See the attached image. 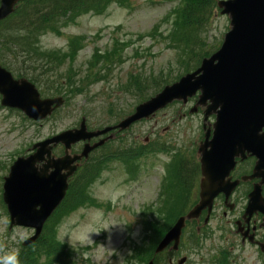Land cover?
Segmentation results:
<instances>
[{
	"label": "rangeland",
	"instance_id": "obj_1",
	"mask_svg": "<svg viewBox=\"0 0 264 264\" xmlns=\"http://www.w3.org/2000/svg\"><path fill=\"white\" fill-rule=\"evenodd\" d=\"M208 1L203 6L193 4L191 12L189 8L193 17L191 22L201 18L199 27L174 25L176 20L179 22L184 17L181 12L184 0H125L124 4H109L98 15L90 13L67 25L59 24L58 32L39 36L35 50L48 54L53 62L46 70L35 71L43 98L61 96L56 83L69 73L75 82L94 85L79 97L69 99L50 118L38 123L27 120L18 111L0 107V240H5L9 248L18 250L20 257L23 255L27 261L36 257L32 264H43L47 250L40 243L22 248V243L32 236L31 230L21 227L8 230L9 218L1 196L3 178L10 166L17 158L32 155L34 144L73 129L86 115L90 126L100 124V128L99 120H104L109 110H117L123 118L129 115L138 105L134 97L124 91L130 74L141 73L145 78L155 76L159 84L164 78L174 82L186 71H193L203 52L210 50L212 54L216 51L230 29L229 18L220 15L216 1ZM2 36L9 39L16 34L4 29ZM73 37H84V48L74 59L67 57L61 61V56L68 54V42ZM119 39L130 40L131 45L123 53L124 63L109 73L103 68L110 67V62L114 64L113 59L103 60V52L111 56L112 44L118 43ZM7 46L13 47L11 44ZM32 48L22 54L28 56L29 63L37 64V57L30 54ZM94 49L99 51L98 57L102 59L91 74L97 73L96 79L100 78L95 83L85 80ZM57 50H60L59 54H56ZM12 56L14 58H8V61L14 67L23 68L22 56L17 53ZM145 83L150 91L154 84L149 80ZM196 103V97L185 103L173 102L119 134L117 140L106 146L108 150L100 151L112 152L111 160L104 164L97 161L100 164L97 167L89 160L84 170L91 166H95V170L86 171L81 177L77 185L79 199L71 194L67 201L73 200L72 203L66 201L46 227L52 234L45 236L53 244L63 245L69 253L60 252L64 257L61 263L144 264L142 260L157 242L159 232H165L180 213H187L196 204L191 193L197 175L199 155L196 148L203 141L202 124L207 129L212 123L211 120L203 121L204 109L200 107L191 114ZM107 104H110L108 108ZM112 123L110 121L103 126H111ZM112 134L115 135L116 131ZM126 150L130 158L127 164L120 158L122 156L115 155ZM56 154L62 155V148H58ZM180 160L186 163L184 175L188 183L185 185L177 175ZM36 165L40 167L42 163ZM168 183L176 189V193H168L171 196L169 200L165 193ZM75 203L79 205H72ZM221 210L222 203L215 204L211 213L215 215L208 216L205 226L202 219L190 223L179 250L172 253L169 249L159 254V263L155 257V264H176L183 257L187 259L185 264H264L262 251H257L253 245H241L238 230L221 219ZM87 232L95 233H89L92 242L84 246L80 238ZM197 236L199 240L196 243ZM35 249L38 252L33 254Z\"/></svg>",
	"mask_w": 264,
	"mask_h": 264
},
{
	"label": "water",
	"instance_id": "obj_2",
	"mask_svg": "<svg viewBox=\"0 0 264 264\" xmlns=\"http://www.w3.org/2000/svg\"><path fill=\"white\" fill-rule=\"evenodd\" d=\"M22 1L0 0V21L12 14L14 7ZM218 7L221 9V15L229 17L230 30L224 36L219 51L204 59L199 69L138 105L135 112L116 127L87 132L82 120L78 129L62 132L35 144L32 147V155L14 162L4 179L3 201L10 215L11 227L20 226L35 230V235L27 240L24 246L38 238L44 222L64 198L67 179L75 172L76 162L87 158L88 153L103 141L93 146L86 144L79 156L69 155L72 145L90 141L112 129L125 130L132 123L148 118L174 100L185 103L188 97L200 91L199 101L190 112H195L197 106H201L205 108L204 121L211 114L216 115V121L213 125V140L207 144L205 139L199 150L203 176L200 182V201L185 216L179 217L166 232L154 250L156 255L164 252L170 245L171 251H177L186 221L197 220L205 209L209 212L212 199L217 194L233 188L235 184L228 185L225 180L233 166L232 158L235 154H227L234 145L233 141L236 144L235 153L244 148H248L252 154L262 151L261 148L264 150L263 136L259 135L264 125V0L220 1ZM0 96L1 106L17 109L27 119L37 122L50 116L63 103L61 98L40 99L33 84L26 79L15 80L11 73L1 66ZM59 144L64 148V156L56 159L51 155V151ZM212 152L221 163H224L226 158L231 160L230 166L221 173L220 178L210 176L209 166L217 170L210 165L207 158ZM38 163L42 165L38 167ZM207 218L204 224L207 223ZM185 261L186 259L182 258L178 264ZM148 264H153V261Z\"/></svg>",
	"mask_w": 264,
	"mask_h": 264
},
{
	"label": "trees",
	"instance_id": "obj_3",
	"mask_svg": "<svg viewBox=\"0 0 264 264\" xmlns=\"http://www.w3.org/2000/svg\"><path fill=\"white\" fill-rule=\"evenodd\" d=\"M195 1L197 4L194 2V0H186V3L188 4L186 8L187 15L185 13L184 18L186 24L199 27L201 25V18H197V20H194L195 22H191V18L193 17L190 16L189 14V8L191 12V6L193 4H195L196 6L197 5L203 6L208 4L209 1L208 0H195ZM124 2L125 0H24L22 3H19L17 5L13 14H11L4 21L0 22V65L9 72H11L16 78L24 77L29 79L31 82L37 84L36 83L37 74L35 73V71L42 72L48 68V64L53 63L52 58H50L48 54H45L44 52H38V50L37 51L35 50L34 45L39 44V36H42L44 33H48V32L51 33L58 32L57 26L59 24L67 25V23L74 22L75 19L81 15L88 13H101L111 3L124 4ZM2 28L8 29L11 32H15L16 37H10L9 39H4V36H2V31L4 29L1 30ZM82 40L83 37H78L70 40L68 45L69 46V51L67 52L68 54L61 56L60 58L61 61H63V59L67 57L74 59L77 55V52L80 50V48L83 47ZM9 44L13 45V47L12 48L8 47L7 45ZM129 45H131L130 40L119 39L118 43L112 44L111 56H108L107 55L108 53L103 52V57H102L103 60L108 59V57H112L114 63L112 64L110 62V67H104L103 68L104 71H108L109 73H111L113 72L115 67L120 66L124 63L125 59L123 53ZM31 46H33V48L31 49L30 54L32 56H35V58L37 57L36 59L39 62L37 64L29 63L27 60L28 56L24 57L22 54L25 53L24 51H29L28 49H30ZM15 50L17 52H14ZM15 53L20 54L22 56V64L24 65L23 68L22 67L20 68L18 66L14 67L8 61V58L13 57L12 55ZM98 53L99 51L95 49L91 56L92 60L85 72V75L87 74L85 80H89V82L91 80V82L93 83H95L98 80L100 81V78L96 79L97 73L91 76V74H93V72L97 69L99 63L102 62V59L101 58L99 59L98 57V55H100ZM56 54H59V52H57ZM210 54H211L210 50L203 52V55L200 57V60H198L197 64L194 65V68L200 64V61L204 57H207ZM183 63H182V67H183ZM30 69H32L33 72H30ZM55 77L57 78L58 76ZM154 77L155 76L145 78L143 77V75H141V73L130 74L128 79L125 81L124 91L128 93V96H133L134 99L137 101V103L142 102L147 98H149V95H154L158 93L163 86L170 83L168 78H164V80L158 84L157 80ZM160 78L161 77L157 79ZM146 80H149L154 84L150 91L148 90V88L145 87ZM56 85L60 87L61 90L60 95L65 98L66 102H69V99L72 98L74 99L76 97H79L90 86V84H87L82 81L75 82L72 79V75L70 73L66 74L65 76L64 75L61 76L59 81H57ZM108 105L110 106V104ZM92 113L93 112H91L90 114ZM94 116H96L95 113ZM118 117L120 118V114H118L116 110H109L105 115L106 120L105 121L101 120V122H107V121L109 122ZM100 164H98L97 161H94L95 166L96 165L98 166ZM184 164L186 163H184L183 160H180L179 169L177 170V175L180 178L181 184L183 185L187 183L186 182L187 179L185 178L184 175ZM95 166H91L89 167V169H85L78 174V180L74 182L73 187L69 190V193L67 194L66 199L64 200L63 203H66L68 197L71 194H73L75 198L79 199L77 185L79 184V181L82 180L81 177L85 175V172L91 169L93 170ZM74 187H75L74 192H72ZM72 201L73 200L67 202L71 204ZM72 205H79V203H75ZM184 214L185 213H180L177 217ZM46 227H44L43 233L36 243H40L46 248L47 255L45 259H48L51 262L60 261L61 258H64L60 254V252H64V248L61 245L53 244L52 241L45 236L47 234H52L51 231H47ZM163 234L164 232L161 233L159 232L158 238L162 237ZM198 240L199 237L197 236L196 243L198 242ZM53 241L57 243L55 240ZM37 252L38 250L35 249L33 251V254H36ZM151 257H152V249L147 252V254L142 260V263H144ZM35 259L37 258L34 257L30 261H27V259L23 255L20 257L21 264H32L35 261ZM156 263H159V259H157V257H156Z\"/></svg>",
	"mask_w": 264,
	"mask_h": 264
},
{
	"label": "flooded vegetation",
	"instance_id": "obj_4",
	"mask_svg": "<svg viewBox=\"0 0 264 264\" xmlns=\"http://www.w3.org/2000/svg\"><path fill=\"white\" fill-rule=\"evenodd\" d=\"M116 124H112L114 126ZM87 130L92 127L89 123H86ZM97 130H100V126H95ZM114 132V131H113ZM119 133L116 134L107 133L99 138L92 139L88 142V145L92 146L98 142L104 140V143L92 150L87 159L81 160L77 163V170L84 169L90 161L103 162L110 160L113 157V153H100L101 150H108L106 147L112 141L117 140ZM259 135H262V144L264 146V125L259 131ZM84 143H78L71 149V154H80ZM256 154H252L248 148H244L239 151V155L234 158L235 165L229 176L226 178L228 183H234L235 187L227 191L216 195L212 202L210 218L215 214H211L215 204L222 203V210L219 216L225 223L235 226L238 230L241 245L249 244L256 247V250L264 251V150L261 148ZM114 151V150H113ZM121 158V157H120ZM97 159V160H96ZM87 161V162H86ZM200 177L193 180L194 190L191 192L194 201H198L199 183ZM207 212L204 211L201 217L204 221ZM248 242V243H247Z\"/></svg>",
	"mask_w": 264,
	"mask_h": 264
},
{
	"label": "clouds",
	"instance_id": "obj_5",
	"mask_svg": "<svg viewBox=\"0 0 264 264\" xmlns=\"http://www.w3.org/2000/svg\"><path fill=\"white\" fill-rule=\"evenodd\" d=\"M89 233H84L80 238V243L87 246L89 242H92L89 238ZM0 264H21L20 252L8 247L5 240H0Z\"/></svg>",
	"mask_w": 264,
	"mask_h": 264
}]
</instances>
